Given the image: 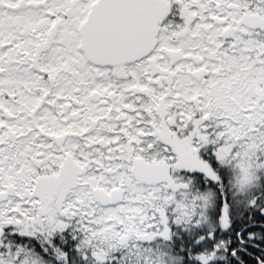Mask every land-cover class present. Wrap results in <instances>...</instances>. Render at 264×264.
Segmentation results:
<instances>
[{
    "label": "snow or ice",
    "instance_id": "snow-or-ice-1",
    "mask_svg": "<svg viewBox=\"0 0 264 264\" xmlns=\"http://www.w3.org/2000/svg\"><path fill=\"white\" fill-rule=\"evenodd\" d=\"M0 264H264V0H0Z\"/></svg>",
    "mask_w": 264,
    "mask_h": 264
}]
</instances>
